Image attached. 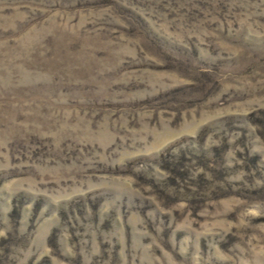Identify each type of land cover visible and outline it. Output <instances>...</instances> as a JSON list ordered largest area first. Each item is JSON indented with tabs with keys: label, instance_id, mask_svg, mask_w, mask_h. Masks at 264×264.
<instances>
[{
	"label": "rangeland",
	"instance_id": "374dc122",
	"mask_svg": "<svg viewBox=\"0 0 264 264\" xmlns=\"http://www.w3.org/2000/svg\"><path fill=\"white\" fill-rule=\"evenodd\" d=\"M0 264H264V0H0Z\"/></svg>",
	"mask_w": 264,
	"mask_h": 264
}]
</instances>
